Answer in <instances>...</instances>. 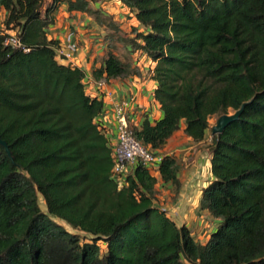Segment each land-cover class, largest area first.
<instances>
[{"label":"trees","instance_id":"16d2710c","mask_svg":"<svg viewBox=\"0 0 264 264\" xmlns=\"http://www.w3.org/2000/svg\"><path fill=\"white\" fill-rule=\"evenodd\" d=\"M121 2L139 25L132 37L95 0H0V136L12 153L0 145V264H264V0ZM62 4L105 29L97 81L139 74L117 44L156 63L163 117L133 128L152 151L182 127L202 143L212 118L247 104L211 136L200 208L218 225L205 244L155 205L160 182L179 194V159L166 156L158 176L138 165L122 187L112 178L96 123L105 103L87 92L82 69L57 61L60 43L48 38ZM11 31L22 48L6 44Z\"/></svg>","mask_w":264,"mask_h":264},{"label":"crops","instance_id":"0c3cea01","mask_svg":"<svg viewBox=\"0 0 264 264\" xmlns=\"http://www.w3.org/2000/svg\"><path fill=\"white\" fill-rule=\"evenodd\" d=\"M117 5L119 6V8L123 13L127 15H131L134 18V15L122 4L121 0L117 2ZM93 6L94 8L97 9L95 3L93 4ZM1 12H4L7 18V13L5 11H1ZM107 14L113 16L114 20L120 25L121 30L129 37H132L133 29H131L132 31L130 33L124 31L122 27L123 20H120L119 15H116L115 13H107ZM134 21L136 22V26L138 27L139 25L138 22L135 20V18ZM89 22H91V27L88 24ZM89 28L93 30V32H90ZM97 29H100L101 31H105L104 28L100 27L87 14L76 11L70 12L68 10V6L66 4H62L55 14V24L48 31V38L50 40L58 41L60 43V46L64 47L68 44L67 41L68 36L73 35L72 43L77 46V51L74 53V60H73L74 64L72 66L78 67L85 72L86 83L89 85L87 92L90 95H92L93 98L102 95L103 92L106 93L107 95L111 94V98H107L104 101L105 103V110L103 112L104 115L110 112L114 102H128L131 105L129 119L133 128H140L145 120H150L151 122H155L161 119L163 117V113L160 110V107L155 100V91L157 89V82L152 79L153 70L156 66V63H154L146 55L135 53V62L132 63V59H131L132 67L138 70L139 74L129 76L126 78L109 80L107 81L108 85L103 89H101L100 93L97 92L99 89L97 87L98 81L94 77V72L101 67L103 58L106 56V53L108 51V44H107V50L104 54L96 53L98 49L92 47L90 43V38L94 39V34L96 33L94 30ZM104 35H106V32ZM117 46L118 49L115 52L118 56L122 58L126 54L119 55V50L121 47L122 48L124 47L121 46L120 44H117ZM127 55H129V53H127ZM62 64L68 65V63H62ZM104 123L106 126L110 127V129L114 132L110 134V137L112 138L113 135H115L114 125L111 123V121H108L107 119L104 121ZM202 143H194L190 138H188L184 134V127H182V129L179 132H177L170 140H168V142L164 145V147L161 150H158L156 152L163 154L164 156H174L179 160L183 158H185L186 160V157L193 156L194 158L193 157L192 158L196 162H198V164L199 162L200 164L206 163V166L204 168L205 170H209L211 173L210 152L203 158L201 153L197 154L196 151L189 150L190 148L191 150H193L191 147L192 145H200ZM186 145H188L190 148H185ZM180 151L185 152V154L183 153L179 154ZM149 170L152 173V175L154 176L159 175L158 170H153V169H149ZM180 179L183 187L184 181L182 180L181 175H180ZM211 180L212 178H210L209 183L211 182ZM209 183L207 184V186L209 185ZM158 185L156 187V192H157L156 197L158 195ZM207 186H205V188ZM178 197H179L178 201L174 203V208L173 209L171 208L172 213L169 212V208L168 209L164 207H159V208L166 210L168 212V216L172 218L179 226L186 225L190 228L189 223L184 224V219L190 220L188 219V217L192 215L191 214L192 212L196 211L195 213L198 214L204 213L209 216L208 212L202 211L200 208L201 197H199V199L196 201L194 206L188 205L189 207H186L187 206L186 195L179 193ZM215 230L216 228L212 231V233ZM193 236L194 238H196L195 236L197 235H193ZM209 238L203 244H205L209 240Z\"/></svg>","mask_w":264,"mask_h":264},{"label":"rangeland","instance_id":"374dc122","mask_svg":"<svg viewBox=\"0 0 264 264\" xmlns=\"http://www.w3.org/2000/svg\"><path fill=\"white\" fill-rule=\"evenodd\" d=\"M51 0H47V4ZM97 2L95 3L97 8H101L103 11L106 13H115L116 15L120 16V20H123L122 27L124 31L130 33L136 26V22L134 21L133 16L127 15L121 11L119 6L117 5V2L119 0H96ZM5 21H6V16L4 12L0 13V34L2 33L4 27H5ZM91 27V22L88 23ZM90 32H93L89 28ZM96 33L94 34V39L90 38V43L92 47L97 48L98 50L96 53H101L104 54L107 50V43L104 41L105 39V31H101L100 29L94 30ZM129 53L132 59V63L135 62V53L131 52V49L128 48V50H125L124 48H120L119 50V55H124ZM234 113L233 110L229 111V114ZM219 117L216 116L211 119L210 124L211 128L216 125ZM211 136L212 134V129L208 132L207 137L205 141L200 144V145H190L191 148L186 145L185 148H190V151H196L197 154L201 153L203 158L206 156L209 151V146L211 144ZM188 150V151H189ZM185 154V152H181L179 154ZM193 156H189L180 160L182 170H181V178L184 181V186L181 188L179 193L186 195V200H187V206L188 205H193L196 203V201L199 199V197H202V192L205 189V186L210 181V178H212L211 173L209 170H205L206 163L203 164H198L193 158ZM205 161V160H204ZM197 166V167H196ZM208 169V168H206ZM195 174V175H194ZM178 193L176 188L171 185V184H164L163 182H160L158 185V195L156 197V206L157 207H164L166 209L169 208V212L172 213V209L174 208V203L178 201ZM40 207L43 210V212H47L46 208V203L45 200L40 197ZM172 208V209H171ZM196 212V211H195ZM192 212L191 216L188 217L190 220L184 219V224L189 223L190 229L192 230L193 235L195 236L196 240L200 243H204L211 235L212 231L217 228L218 223L213 222L207 214L204 213H195ZM183 224V222H182ZM64 225V224H63ZM68 230L71 233L74 234H80L81 238L83 241L90 240V236L78 233L77 231H74L68 227ZM102 246V244H100Z\"/></svg>","mask_w":264,"mask_h":264},{"label":"built area","instance_id":"2783aa9c","mask_svg":"<svg viewBox=\"0 0 264 264\" xmlns=\"http://www.w3.org/2000/svg\"><path fill=\"white\" fill-rule=\"evenodd\" d=\"M8 35L9 37L6 40L7 45L22 48V43L15 32H8ZM72 38L73 35H69L67 40L68 44L64 47L60 46L56 50L57 61L60 63H68V65L71 66L74 64V53L77 51V46L72 43ZM84 84L86 90H88L89 85L86 83V78ZM107 85V81H98L97 87L99 89L97 92L100 93L101 89ZM102 95L105 96L103 97ZM102 95L95 98H98L103 102L105 99L111 98V94L107 95L103 92ZM130 110L131 105L128 102H114L110 112L106 115L103 113L96 120L99 129L109 138L114 162L112 178L119 182L121 187L125 184L127 177L138 165H142L148 169L159 170L160 165L166 157L163 154L145 147L135 138L134 130L129 119ZM106 119L111 121L114 125L115 135H113L112 138L110 137V134H112L113 131L104 123Z\"/></svg>","mask_w":264,"mask_h":264},{"label":"water","instance_id":"95a60500","mask_svg":"<svg viewBox=\"0 0 264 264\" xmlns=\"http://www.w3.org/2000/svg\"><path fill=\"white\" fill-rule=\"evenodd\" d=\"M247 104H244L239 111H234L232 114H225L219 117L216 125H214L212 129L213 135H220L222 134L230 125L240 120L242 113L244 112ZM0 145L4 147L8 153V155L12 158V153L8 144L2 140L0 136Z\"/></svg>","mask_w":264,"mask_h":264}]
</instances>
